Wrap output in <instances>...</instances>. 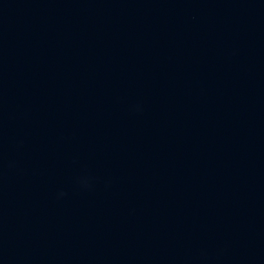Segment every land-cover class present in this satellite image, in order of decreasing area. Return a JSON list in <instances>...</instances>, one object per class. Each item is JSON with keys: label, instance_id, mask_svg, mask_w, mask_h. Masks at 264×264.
<instances>
[{"label": "water", "instance_id": "water-1", "mask_svg": "<svg viewBox=\"0 0 264 264\" xmlns=\"http://www.w3.org/2000/svg\"><path fill=\"white\" fill-rule=\"evenodd\" d=\"M0 264H264V0H0Z\"/></svg>", "mask_w": 264, "mask_h": 264}]
</instances>
